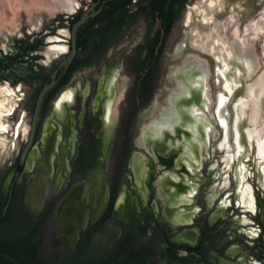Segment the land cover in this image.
I'll return each mask as SVG.
<instances>
[{"label": "flooded vegetation", "instance_id": "1", "mask_svg": "<svg viewBox=\"0 0 264 264\" xmlns=\"http://www.w3.org/2000/svg\"><path fill=\"white\" fill-rule=\"evenodd\" d=\"M109 1H83L79 10L75 9L77 4L74 1L58 3L66 8L56 11L54 15L49 11L51 17L57 13L62 15L55 17L56 20L47 30L37 25L31 32H12L0 40V153L5 152L4 158L0 157V164L5 165V170L0 174V196L7 198V206L17 198L20 214L27 220L28 226L38 228V236L33 242V254L38 264H264V159L261 158V140L254 135L257 131L248 132L249 139H255L258 146L257 169L253 172L251 183L243 182L239 175V169L243 170L240 158L246 154L247 140L241 130L244 121L242 118L241 121L237 120L233 126V140L237 146L234 154L241 153L233 168L232 180L224 176L218 184H213L212 178L208 176L207 161L199 158L198 144L190 143V133L186 129L192 127L199 131L197 142L203 138L200 126L204 121L193 112L205 108L200 94L202 81L198 80L195 84L188 82L182 73L191 61H195L188 57L190 55L185 57L180 66L172 68L169 81L177 80L176 88H179L176 89L178 93L171 95L170 109L158 113L159 119L165 120L164 124L157 130L155 123L143 128L146 148L143 156L133 159L128 166L124 155L129 146L124 142L115 157L116 169L102 178L106 192L100 193L93 189L96 177L83 181L89 176L90 167L103 168L105 165L104 149L108 132L104 129L96 139L92 136L100 124L103 127L104 123L107 128L111 122V83L115 71L97 94L92 77L86 82L87 88L76 81L73 83L72 79L78 71L95 68L115 37L109 34L101 42L89 45L87 52L92 57L81 59V49L77 47L75 36V53L71 62L65 69H58V66L71 51L70 20L89 9L98 11L89 20L95 19L100 15L101 7ZM204 3L205 10H199L198 13H207L215 5L213 0H204ZM221 10L222 7L218 10L219 14ZM189 20L190 16L186 25ZM202 24L206 27V20ZM99 28L100 23L93 26V29ZM61 31L66 35L61 34ZM222 31L218 27V30L214 29L206 35L211 36L212 43L217 36L223 43ZM154 35L150 37L153 41L151 51L144 48L147 44L144 41L141 55L133 65L136 72L141 60H148L144 72L150 71L149 81L144 85L141 95L136 92L140 85L134 82L136 87L132 89L137 96L134 97L136 104L133 109L140 108L154 82L159 60L158 43ZM204 36L198 30L191 34L185 32V38L175 47L172 57L178 59L185 53L195 54L202 58L204 65L207 63L212 74L215 63L212 57L201 53L203 50L194 45L195 40ZM190 38L194 40L191 42L193 47L189 45ZM98 45L104 46L94 54ZM230 57L220 61L232 64ZM235 59L242 61L245 68L252 69L254 66L253 57L248 51L243 55L236 53ZM109 71V67L105 69L106 73ZM54 72V82L41 100L29 143L36 95L43 85L49 83V77ZM226 72L218 69L217 81L221 73ZM224 74L225 81H229L230 76ZM72 83L76 97L70 96L68 99L66 93L69 90L64 89ZM180 86L186 91L188 87L189 94L180 93ZM82 89L86 93L84 101L79 95ZM67 100H72L76 106L82 104L81 117L77 116V112L71 113L73 121L71 125L68 122L65 129V122L69 118L63 119L60 126L49 121L44 123V127V116L53 101L65 104ZM218 101L217 115L224 124L223 119L226 118L221 109L222 99ZM253 105L256 112L253 121L257 122L259 117H264L263 99L260 97ZM150 109L151 106L143 116L149 115ZM102 111L104 114L100 118ZM24 120L26 127L20 137V126ZM126 124L122 128L124 135L127 132ZM63 129L64 142L61 143ZM155 130L160 137L149 139ZM72 131L77 137L74 145ZM41 133L43 137L39 141V149H34ZM257 133L260 137L259 131ZM79 135L85 137L80 142ZM87 138L89 141L85 140ZM182 140L184 144L185 141L189 144L175 146L176 141L180 143ZM24 150V158L20 160ZM226 151H230L228 146ZM230 160L228 154L224 159L225 168ZM26 162L28 169L39 162L44 175L45 192L38 196L35 210L30 205L37 203V198L31 197L33 188L27 196L26 185L17 183L20 175L29 174L25 172ZM5 172H8L6 176L10 175V180L6 190L2 191ZM47 172L52 176V181ZM35 183L43 189L40 176ZM28 257L33 256L30 254Z\"/></svg>", "mask_w": 264, "mask_h": 264}, {"label": "rangeland", "instance_id": "2", "mask_svg": "<svg viewBox=\"0 0 264 264\" xmlns=\"http://www.w3.org/2000/svg\"><path fill=\"white\" fill-rule=\"evenodd\" d=\"M67 1L69 0H0V40L2 41L8 34L11 35L12 32H31V29L35 28L37 25H39V28L42 26L47 30L49 26L52 25V22L56 20L55 17L62 15L57 13L56 16L51 17L48 7L53 3L64 4ZM70 1H74L77 4L75 9L79 10L82 8L81 5L83 1L87 0ZM208 1L210 0H207V2ZM213 1H215V5L210 11L207 13H198L199 10L203 11L206 8L204 0H186L176 22L173 24L169 35L163 43L162 54L158 58V67L154 73V82L151 91L143 103L140 104L141 106L139 109H133L136 104L134 97L137 96L132 89L136 80V72L134 71L133 65L141 55L142 43L146 39V24L143 19L138 18L131 28L124 29L121 34L109 44L110 48L105 54L103 53L99 64L95 68H86L78 71L74 75L72 82L75 83L76 81L79 84H83L85 88H87L86 82L92 77L93 83L96 85L95 90L97 94V92L101 91L100 88H103V85L106 84V81L108 82L111 73L115 71V78L111 83L113 92L112 104L109 109L111 122L107 128L104 126V123H102L103 127L100 124L92 136L93 139H96L102 130L105 129L108 132L106 138L107 143L104 149L106 151L105 165L103 168L90 167L89 170H91V172L89 176L83 180L85 181L90 177H96V182L93 185L95 191L100 193L106 192V185L102 184V178H106V176H109V174L116 169V164L114 163L115 157L118 155L120 146L124 142L129 146L124 155V159L128 162V166L133 159H140V157L143 156L142 153L146 151L143 128H147L150 123H155V129L157 130V128L164 124L165 120H160V114L158 113L170 109L172 103L171 95L178 93L176 89L179 88H176L177 80L172 79L171 82L169 81V77L174 69L173 67L180 66L187 55H190L188 56L189 58L197 62L199 61L206 73V77L203 79V89L205 90L202 91V94H204L206 98L205 108L196 109V116L205 122H201L200 126L203 132V138L200 139L201 143L197 142L199 131H195L192 127H189L186 128L190 133L189 141L192 144H198L199 158L202 161H207L208 176L212 178L213 184H218L224 176H228L229 181H231L233 168L241 153L239 151L238 154H234L237 146L235 140H233V126L237 120L241 121L242 118L245 125L241 130L247 140V151L246 154L240 158L243 170L239 169V175L242 176L243 182L251 183L253 172L257 169L256 152L258 146L255 139H249L248 132L259 131L260 142L262 144L261 150L263 153L261 158L264 159V117H259L257 122L253 121V117L256 114L253 103L260 97L264 102V0ZM220 7H222V10L219 14L218 10ZM130 9L131 11L138 9V4L135 2ZM188 16H190V20L187 26L185 23L188 21ZM204 20H206V27L202 24ZM157 25L158 24L155 23L152 26L149 37L158 29ZM57 27L59 28L60 26L58 25ZM218 27H221L223 30V43H220L221 45L218 44L214 53L201 51V53L210 55L215 62L213 64L212 74L207 63L204 65L201 61L202 58L195 54L185 53L178 59L172 57L175 47L180 45L185 38V32L191 34L192 31L198 30L199 34L203 36L209 34L214 29L218 30ZM60 33L66 35L64 31ZM192 40L191 38L189 39V45L191 47H193L191 43ZM246 51L253 57L254 66L252 69L245 68L246 66L242 61L235 59L236 53L243 55ZM228 56H231L230 58L233 60L232 64H226L220 61L227 60ZM223 64L226 68H224ZM108 67L110 71L106 73L105 69ZM218 69L223 71L226 70V74L228 77L230 76V80L226 82L224 76L221 75L219 81H217L216 72ZM73 83L64 89L69 90V92L66 93L68 99H70V96L74 99L76 97ZM85 94L84 90L79 93L82 101H84ZM219 98L222 99L221 109L226 118L225 120L223 119L225 122L224 124L221 123L217 115ZM101 105L102 103L99 104L100 107ZM150 106L149 115L143 116L146 111L149 110ZM82 111V104L76 106L73 104L72 100H67L65 104L53 101L44 116L43 125L45 127L47 122L54 121L60 126L63 119L66 120L69 118L70 120L68 119L65 122V129L66 124L70 122L71 125V121H73L71 113L77 112V116L80 118ZM103 114L104 111L100 113L99 117L102 118ZM141 116L143 117L140 118ZM126 122L127 132L126 135H124L122 133V128L125 127L124 125ZM25 127L26 121L24 120L20 126V137L24 134ZM64 129L62 134L59 133L61 143L64 142ZM156 130L149 136V139L160 137ZM43 133H41L37 139L34 149H39L38 145L39 141H42ZM170 133L172 134V132ZM72 135L74 145V140L77 137H74L73 131ZM84 138V136L79 135L78 141L80 142V139ZM85 140L89 141L88 138ZM181 144H184L183 140L180 141V143H178V141L175 142V146L177 147ZM185 144L188 145V141H185ZM227 146L230 148L229 152L226 151ZM78 148L75 159L78 155ZM228 154L231 156V160L225 168L224 159ZM4 155L5 152L0 153L1 158H4ZM95 159H97V157ZM39 162L31 169H28L26 162L25 172L29 174H22L17 179L19 185H26L27 196L29 195L30 189L33 188L31 197L37 198V203L35 205L29 203L33 210L37 208L38 196H41L43 192H45L44 175L38 165ZM4 170L5 165L1 163L0 174L3 173ZM7 174L8 172H5L2 177H6L1 183L2 191L6 190L10 180V175L6 176ZM47 174L52 181V176H50L48 172ZM39 176L42 180L43 189L38 187L35 183V180Z\"/></svg>", "mask_w": 264, "mask_h": 264}, {"label": "trees", "instance_id": "3", "mask_svg": "<svg viewBox=\"0 0 264 264\" xmlns=\"http://www.w3.org/2000/svg\"><path fill=\"white\" fill-rule=\"evenodd\" d=\"M105 1V0H103ZM138 4V9L131 11V6L134 3ZM186 0H111L105 2L101 7V13L95 19L88 20L76 34L77 47L81 49V59L92 57L91 53L87 52L89 45H95L101 42L104 38L112 34V37H118L122 29L131 28L138 18L144 20L146 24V45L151 51V39L149 34L152 26L157 23L158 29L155 32L154 40L158 43L157 58L160 57L162 47L167 38L170 29L180 11L183 8ZM79 15L74 16L69 26L72 25ZM97 23L101 24V28L93 29ZM155 44V43H154ZM104 45H98L96 51H100ZM149 53V52H148ZM150 57V53L148 54ZM148 60L142 59L138 69L136 70L137 84L136 88L139 95L143 93V87L149 81L150 71L144 72ZM136 84L134 86V89ZM38 92V91H37ZM7 204V198L0 196V253L9 256L11 259L19 264H38V259L35 256L34 240L38 236L37 227H29L27 220L20 214L19 202L16 198L11 202L6 211L3 213L2 209ZM32 254V258L28 255ZM35 256V257H34ZM0 264H11L10 262L0 258Z\"/></svg>", "mask_w": 264, "mask_h": 264}, {"label": "water", "instance_id": "4", "mask_svg": "<svg viewBox=\"0 0 264 264\" xmlns=\"http://www.w3.org/2000/svg\"><path fill=\"white\" fill-rule=\"evenodd\" d=\"M97 12L98 11L92 12L91 9H89L88 11L82 13L79 16V18L74 23H72V25L70 26V29H69L71 51L67 55V57L59 64L58 69H65L69 65V63L71 62V60L74 56V53H75L74 45H75V36H76L77 31L86 23L87 20L94 17L95 14H97ZM55 72L49 77V80H50L49 83L43 85L36 95V100L34 103V109H33L32 117H31V125H30V132H29V143L31 142V139H32V134H33V130L35 127V121L37 118L38 109H39L41 100L44 97V95L46 94L47 90L53 84L54 78H55ZM25 151L26 150H24L22 152L20 160H22L24 158ZM6 208H7V204L2 209L3 213L5 212ZM0 258L10 262L11 264H19L16 261H14L13 259H11L9 256L2 254V253H0Z\"/></svg>", "mask_w": 264, "mask_h": 264}, {"label": "bare ground", "instance_id": "5", "mask_svg": "<svg viewBox=\"0 0 264 264\" xmlns=\"http://www.w3.org/2000/svg\"><path fill=\"white\" fill-rule=\"evenodd\" d=\"M48 8H49V11L51 12V14L54 15V13L56 11H59V10L64 9L66 7L59 6L58 3H53ZM197 36H198V34H197ZM210 39H211V36L210 35H205L203 38L202 37H199L197 40H195L196 42H194V45L198 49H201L203 51H207V52H212L213 53L214 50H216V47H218V44L221 45L220 44L221 42L219 40L220 39L219 36H217V38L215 39L214 43H212L210 41ZM182 73L185 75V80L186 81H188V82L191 81L194 84L196 83V81L201 80L202 81V85H203V81H204L203 79H205V77H206V73H205V71H204V69L201 66V64H200L199 61L198 62L197 61H191L190 65L186 68V71H183ZM221 74L223 75L224 73H221ZM224 75H226V74H224ZM180 87H181L180 93H183L184 95L185 94L186 95L189 94V92H187L188 91V87H187V91H186L185 88H182V86H180ZM203 90H205V89H202L200 91V94L203 97V104L205 105V97H204V94H202L203 93L202 92ZM193 112L195 113L196 110H193ZM254 135L256 136V138H258V139L260 138L257 132L254 133Z\"/></svg>", "mask_w": 264, "mask_h": 264}]
</instances>
